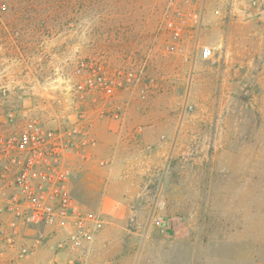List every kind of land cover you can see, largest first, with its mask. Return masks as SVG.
<instances>
[{
    "label": "rangeland",
    "instance_id": "374dc122",
    "mask_svg": "<svg viewBox=\"0 0 264 264\" xmlns=\"http://www.w3.org/2000/svg\"><path fill=\"white\" fill-rule=\"evenodd\" d=\"M247 1L0 0V132L70 124L84 58L133 78L90 101L96 145L72 182L103 226L80 247L25 226L0 264H264V12Z\"/></svg>",
    "mask_w": 264,
    "mask_h": 264
},
{
    "label": "built area",
    "instance_id": "2783aa9c",
    "mask_svg": "<svg viewBox=\"0 0 264 264\" xmlns=\"http://www.w3.org/2000/svg\"><path fill=\"white\" fill-rule=\"evenodd\" d=\"M249 15L264 12V0L245 2ZM176 35L181 27L169 22ZM203 60L216 61L211 46L200 50ZM76 82L75 119L66 126H47L39 117L28 118L10 132H0V245L14 249L17 237L25 226L67 229V244L80 247L89 240L93 230L100 229L104 219L96 212L82 207L72 190L78 167L93 156L96 138L93 135L95 118L90 114V101L96 109L109 104L119 90L131 86V73L111 71L94 59L80 60L74 70ZM91 98V99H90ZM98 118L105 116L98 112ZM16 115L10 113V119ZM103 164V162H102ZM46 236L39 233L37 242ZM61 247L64 243L60 244ZM23 258L29 247L21 244Z\"/></svg>",
    "mask_w": 264,
    "mask_h": 264
},
{
    "label": "crops",
    "instance_id": "0c3cea01",
    "mask_svg": "<svg viewBox=\"0 0 264 264\" xmlns=\"http://www.w3.org/2000/svg\"><path fill=\"white\" fill-rule=\"evenodd\" d=\"M241 2H243V0L241 1V0H234V5H235V9H241V7H240V5H241ZM162 146H164V143H160L158 146H157V148H161ZM156 160V159H155ZM155 160H153V163H154V168H153V170H156V162H155ZM162 188H163V190H164V185H162ZM140 192H141V188H139V187H133V194H134V196L135 195H138V194H140ZM112 206L113 204H110L109 203V195L108 194H104L103 195V197H102V200H101V202H100V207H107V206ZM52 251V250H51ZM112 263H114L113 261H110L109 262V264H112ZM59 264H62V263H59ZM81 264H89L88 262H85V263H81Z\"/></svg>",
    "mask_w": 264,
    "mask_h": 264
}]
</instances>
